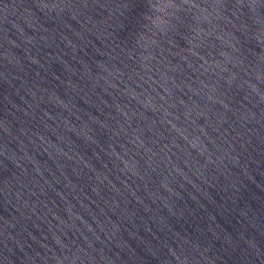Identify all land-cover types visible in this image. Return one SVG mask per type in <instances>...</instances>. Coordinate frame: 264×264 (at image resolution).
Returning a JSON list of instances; mask_svg holds the SVG:
<instances>
[{
    "label": "water",
    "instance_id": "water-1",
    "mask_svg": "<svg viewBox=\"0 0 264 264\" xmlns=\"http://www.w3.org/2000/svg\"><path fill=\"white\" fill-rule=\"evenodd\" d=\"M0 264H264V0H0Z\"/></svg>",
    "mask_w": 264,
    "mask_h": 264
},
{
    "label": "clouds",
    "instance_id": "clouds-1",
    "mask_svg": "<svg viewBox=\"0 0 264 264\" xmlns=\"http://www.w3.org/2000/svg\"><path fill=\"white\" fill-rule=\"evenodd\" d=\"M170 5H164V6H162L160 9H158V10H160V11H163V8L164 7H169Z\"/></svg>",
    "mask_w": 264,
    "mask_h": 264
}]
</instances>
